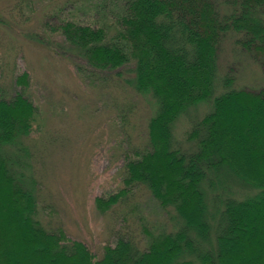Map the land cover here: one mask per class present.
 <instances>
[{"label": "trees", "instance_id": "16d2710c", "mask_svg": "<svg viewBox=\"0 0 264 264\" xmlns=\"http://www.w3.org/2000/svg\"><path fill=\"white\" fill-rule=\"evenodd\" d=\"M68 3L43 22L74 50L62 52L92 71L120 75L133 64L131 83L159 102L148 122L150 148L125 154L123 186L96 196L95 205L104 213L143 185L157 212L171 215L150 228L143 223L141 231L118 226L98 250L60 222H45L24 150L38 113L24 72L14 80L24 89L14 87L8 97L0 88V264H173L182 248H199L204 264H264V86L233 87L228 73L213 108L187 132L195 149L172 145L175 119L212 94L227 35L264 69V0ZM234 184L247 193L240 195ZM135 217L146 222L141 213Z\"/></svg>", "mask_w": 264, "mask_h": 264}, {"label": "rangeland", "instance_id": "374dc122", "mask_svg": "<svg viewBox=\"0 0 264 264\" xmlns=\"http://www.w3.org/2000/svg\"><path fill=\"white\" fill-rule=\"evenodd\" d=\"M69 1L78 0H0V18L4 20L0 21V88L8 97L15 88L24 89L14 80L28 73L26 94L37 105L38 113L32 135L24 139V150L28 152V173L39 183L40 213L45 222L53 226L60 222L71 237L98 250L118 226L141 231L143 223L150 228L170 218L167 210L157 212L143 185H137L131 197L104 213L94 202L96 196L123 186L125 154L135 156L150 148L148 122L158 111L159 102L151 91L142 93L131 83L133 64L122 66L120 75L92 71L83 61L62 52L74 50L63 35L45 29L43 22L54 7ZM42 37L55 43L54 48ZM217 60L212 94L175 119L173 146L176 143L189 152L195 149L187 132L213 108L228 73L235 76L233 87L264 86V69L236 44L235 36L222 40ZM234 186L240 195L247 193L245 188ZM133 206L146 222L135 217ZM51 210L52 215H48ZM185 260L204 264L199 248H182L173 264Z\"/></svg>", "mask_w": 264, "mask_h": 264}]
</instances>
